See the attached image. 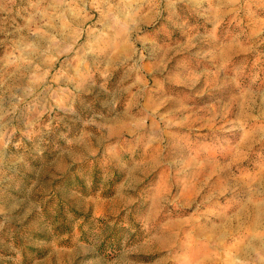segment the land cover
<instances>
[{"label": "clouds", "instance_id": "9594fccd", "mask_svg": "<svg viewBox=\"0 0 264 264\" xmlns=\"http://www.w3.org/2000/svg\"><path fill=\"white\" fill-rule=\"evenodd\" d=\"M22 4L0 0V264H180L179 238L143 222L159 180L168 189L155 201L162 207L183 208L190 192L200 196L197 206L232 202L231 227L246 243L230 264H264V158L249 160L256 177L248 183L226 167L242 122L264 140V93L257 105L243 67H229L226 55L229 45L247 43L246 29L258 21L249 10L254 0ZM222 24L237 26L224 41L216 35ZM166 51L187 59L167 63ZM213 120L219 128L204 132ZM214 159L222 183L210 197L201 177ZM90 168L98 184L113 177L132 220H88L86 236L61 254L48 201L83 209L88 191L78 181ZM160 248L170 261L145 258Z\"/></svg>", "mask_w": 264, "mask_h": 264}, {"label": "rangeland", "instance_id": "374dc122", "mask_svg": "<svg viewBox=\"0 0 264 264\" xmlns=\"http://www.w3.org/2000/svg\"><path fill=\"white\" fill-rule=\"evenodd\" d=\"M249 10L253 15L258 16V21L249 25L246 29L250 34L247 43L242 42L239 48L229 45L226 55L230 56L229 67H232V64H239L243 67L241 79L252 86L253 92L257 94L255 97L256 104L259 105L260 93H264V0H254V6L250 4ZM244 23L247 24V20ZM236 28L235 24L227 26L222 24L217 29L216 35L221 41H224L228 33ZM248 46L253 48L252 52L243 50ZM178 58L187 59L182 51L172 52L170 55L166 51L162 60L171 63ZM160 87L163 88V84H160ZM200 107L201 115L212 120L211 115L203 112V106ZM224 118H233V112L231 110L228 111L225 113ZM197 125H199V121H197ZM213 126L219 128V123L213 120L212 126L204 128L203 131H210ZM241 127L244 129L243 133L239 136L237 142L226 150V167L235 170L236 180L248 183L255 179L256 173L246 165L249 160L264 158V140L257 142L250 137L254 125L242 122ZM246 144L247 147H245ZM213 156L215 157V153H213ZM219 166V160L214 159L201 177V182L205 183L210 197L216 191L213 185L222 183L217 171ZM205 176L207 180L204 179ZM112 179L111 175H106L98 184L95 168L89 169L85 183L78 181L81 189L85 193L88 191L83 209L77 207L71 201H61L58 197L49 199L48 210L56 228L53 242L61 254L69 251L74 241L86 236L84 225L88 220H95L99 224H103L106 221L127 224L132 220L131 213L126 211L125 206L120 202V197L116 195L115 186L110 183ZM148 180L149 177H144L145 183ZM69 186H71V182H69ZM151 187L155 189V198L151 202L150 210L145 211L143 222L150 227H159L163 231L170 232L179 238L182 246L180 264H209L211 259L207 257L211 255V251L214 252L215 250L213 261L216 264H226V254L229 253L228 249L231 244L224 245L222 242L218 244L210 243L211 247H209L207 239L208 237L213 239L217 235L211 234L209 229L218 228L223 225L226 219L233 218L235 213L233 212L232 202H220L210 199L208 204L197 206L192 201H198L200 196L190 192L185 197L183 208L173 205L169 209L167 205L162 207L155 202L167 192L166 181L159 180L158 183L153 181ZM221 249H223V252H221ZM30 252L38 256L43 255L36 248L30 249ZM166 253L167 249L164 248H160L158 253L147 251L145 258L150 259L154 255L163 254L164 260L170 261L171 258Z\"/></svg>", "mask_w": 264, "mask_h": 264}, {"label": "crops", "instance_id": "0c3cea01", "mask_svg": "<svg viewBox=\"0 0 264 264\" xmlns=\"http://www.w3.org/2000/svg\"><path fill=\"white\" fill-rule=\"evenodd\" d=\"M18 4H21V0H17ZM27 0H23L22 6H26ZM232 219L230 218L229 220L226 219L223 222V225L218 227V228H211L209 231H211V234L216 235L215 238L211 239L208 237L207 239V244L209 247H211V244H218V243H223L224 245L226 244H231V246L228 249V254H226V264H230L229 262V257L231 256L233 251H236L238 248L242 247L244 243H246L244 239L245 233H241L237 230H235L233 227H231ZM217 232V233H216ZM241 234V235H240ZM237 235H240L239 237H236ZM219 237V238H218ZM216 251V250H215ZM215 251H211V255H209L207 258L210 257V263L209 264H216L214 262V256H215Z\"/></svg>", "mask_w": 264, "mask_h": 264}]
</instances>
